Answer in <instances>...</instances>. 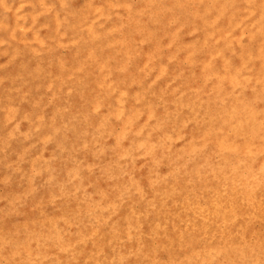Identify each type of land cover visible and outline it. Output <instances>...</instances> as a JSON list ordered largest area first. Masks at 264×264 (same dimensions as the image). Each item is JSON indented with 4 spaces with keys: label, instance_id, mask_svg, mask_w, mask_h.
<instances>
[{
    "label": "bare ground",
    "instance_id": "1",
    "mask_svg": "<svg viewBox=\"0 0 264 264\" xmlns=\"http://www.w3.org/2000/svg\"><path fill=\"white\" fill-rule=\"evenodd\" d=\"M175 13L177 27L167 30L164 20ZM79 15L62 17L64 24L74 21L64 31L69 32L65 44L73 49L64 59L44 57L33 67L12 48V40L0 46V149H19L34 158L50 181L61 174L72 176L75 162L85 165L82 145L90 147V159L104 161L107 171L118 167L110 156L121 151L120 140L128 141L132 151L141 138L159 160L197 156L207 148L259 153L264 144V0H140L137 6L130 0H83ZM103 22L108 24L105 29ZM54 26L59 28L56 22ZM108 29L114 34H106ZM12 31L10 22L8 38ZM48 31L56 37L63 29ZM11 62L16 63L13 69L7 67ZM93 66L102 69L97 76ZM47 95L54 100L50 105L42 102ZM99 106L105 108L101 116L95 114ZM117 116L126 128L118 137L111 129ZM110 138L112 145L106 144ZM36 148L38 154L31 155ZM201 161L196 167H182L180 177L158 192L163 207H170L165 203L176 195L174 184L185 185L188 199L176 211L177 219L199 207L189 197L195 187L204 186L200 178L212 172L206 159ZM109 200V206L115 203L114 196ZM210 205H218L215 198ZM239 211L235 202V221ZM245 213L249 218L242 220L243 228L254 215ZM71 219L75 221V215ZM160 228L154 227V233ZM82 233L76 236L79 264H92L85 262L89 244ZM234 235V241H229V231L223 236L228 259L234 253L239 256L243 245L242 236ZM40 237L31 232V239ZM153 253L139 252L149 263L155 262ZM198 257L201 253L192 249L176 262ZM60 261L55 256V263Z\"/></svg>",
    "mask_w": 264,
    "mask_h": 264
},
{
    "label": "rangeland",
    "instance_id": "2",
    "mask_svg": "<svg viewBox=\"0 0 264 264\" xmlns=\"http://www.w3.org/2000/svg\"><path fill=\"white\" fill-rule=\"evenodd\" d=\"M81 2L0 0V46L6 47L12 40V48L28 57L33 67L44 57L49 60L69 57L73 49L65 44L69 32L64 31L72 28L74 21L64 24L62 17L71 13L79 19ZM130 2L137 6L140 0ZM177 19L175 13L164 20L166 29L174 30ZM10 22L13 31L8 38ZM55 22L59 28L54 26ZM107 26L103 22L101 28ZM49 29L63 31L55 37ZM106 34L113 35L114 30L108 29ZM243 36H248V32ZM2 64L4 59L0 58ZM7 67L13 69L16 63L11 62ZM92 71L97 76L102 69L93 66ZM260 71L264 73V66ZM53 101L51 95L42 99L46 105ZM98 104H102L100 100ZM155 104L160 106L159 101ZM95 110L99 116L105 112L103 106ZM118 119L121 122L117 116L111 126L116 137L122 136L126 129ZM106 144H114V139L110 138ZM119 147L121 151L110 156L118 160V167L107 171L102 165L104 161L90 159V147L82 145L87 166L75 162L77 168L74 166L72 176L61 174L54 181L35 164L34 158L23 156L19 149H0V264H57L55 256L61 257L60 264H79L82 257L78 255L76 236L80 232H85L82 234L89 244L87 250L92 252L91 256L85 252L90 258H85L86 263L183 264L177 263L176 257L197 249L202 257L184 264H264V217L261 216L264 214V144L259 153L251 155L231 149L211 152L207 148L197 156L186 154L179 159L169 156L164 160L153 157L141 138L132 151L126 140H120ZM37 154L38 148L31 153ZM202 159H206L212 172L200 178L206 181L204 186L195 187L189 197L199 207L177 219L176 211L188 199L185 185L174 184L176 195L165 203L170 207H163L158 192L180 177L182 167H196ZM252 168L257 171L254 173ZM110 195L115 203L109 206ZM212 198L216 199V207L210 205ZM235 202L240 210L236 221ZM244 211L254 215L243 228L242 220L249 218ZM259 211L260 215L256 214ZM72 215L76 220L68 221ZM157 226L162 228L154 233ZM149 227L153 228L151 232ZM32 231L41 236L39 241L31 239ZM228 231L233 235L229 241L235 240V232L243 240L239 256L234 253L229 259L223 239ZM148 249L154 252L151 258L155 262L149 263L147 255L139 254ZM214 249L220 253L213 254Z\"/></svg>",
    "mask_w": 264,
    "mask_h": 264
}]
</instances>
